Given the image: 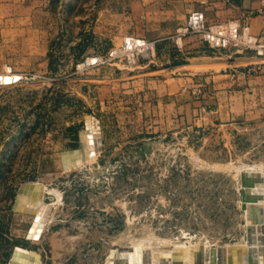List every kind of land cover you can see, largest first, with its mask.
Here are the masks:
<instances>
[{
  "label": "rangeland",
  "instance_id": "374dc122",
  "mask_svg": "<svg viewBox=\"0 0 264 264\" xmlns=\"http://www.w3.org/2000/svg\"><path fill=\"white\" fill-rule=\"evenodd\" d=\"M188 14L175 0H0V264L18 247L39 264H106L135 237L248 236L242 169L264 165V58L175 46ZM127 35L154 42L134 63L110 56ZM89 117L100 153L66 168ZM35 182L52 204L38 238L15 210Z\"/></svg>",
  "mask_w": 264,
  "mask_h": 264
},
{
  "label": "bare ground",
  "instance_id": "6f19581e",
  "mask_svg": "<svg viewBox=\"0 0 264 264\" xmlns=\"http://www.w3.org/2000/svg\"><path fill=\"white\" fill-rule=\"evenodd\" d=\"M0 80L5 82V75L0 74ZM87 123L83 146L63 156L66 168L91 162L100 153V125L91 117ZM29 184L31 188L23 195V204L30 212L24 213L33 215L34 224L30 234L38 238L51 214L52 204L46 201L51 189L43 182ZM242 186V206L248 228V236L242 241L222 244L202 239L173 241L163 237H135L129 242L111 244L105 258L106 264H264V165H248L242 169ZM18 250L27 253L18 264H39L41 254L37 251L22 247H18Z\"/></svg>",
  "mask_w": 264,
  "mask_h": 264
},
{
  "label": "built area",
  "instance_id": "2783aa9c",
  "mask_svg": "<svg viewBox=\"0 0 264 264\" xmlns=\"http://www.w3.org/2000/svg\"><path fill=\"white\" fill-rule=\"evenodd\" d=\"M259 2V5L252 9L246 17L256 14L264 19V0H259ZM187 34L199 35L204 42L213 48L233 46L243 50L251 49L255 51L256 56L264 58V39L262 36H255L251 32L250 24L247 21L242 23L210 22L204 9H194L190 12L186 24L181 28L180 35L176 38L177 43L180 44L182 36ZM153 45L154 42L144 37L127 35L124 38L123 45L120 48L113 49L110 52V56L115 58L123 55L128 58V63H134L138 56H143L149 52ZM101 58L99 57L98 59ZM86 65L83 63L82 67ZM12 72V68L6 71V73ZM21 78V75H17L12 82L19 81ZM0 84H6V82L0 80Z\"/></svg>",
  "mask_w": 264,
  "mask_h": 264
},
{
  "label": "crops",
  "instance_id": "0c3cea01",
  "mask_svg": "<svg viewBox=\"0 0 264 264\" xmlns=\"http://www.w3.org/2000/svg\"><path fill=\"white\" fill-rule=\"evenodd\" d=\"M175 3H180L187 13L200 6L201 9L206 11L210 22L242 23L243 21H247L250 24L251 32L255 36L260 37L264 35V19L256 14L246 17L252 9H255L259 5V0H175ZM180 30L167 36L175 46L178 45L176 38L180 35ZM181 43L182 49L189 53L196 52L198 47H210L197 34L183 35Z\"/></svg>",
  "mask_w": 264,
  "mask_h": 264
},
{
  "label": "water",
  "instance_id": "95a60500",
  "mask_svg": "<svg viewBox=\"0 0 264 264\" xmlns=\"http://www.w3.org/2000/svg\"><path fill=\"white\" fill-rule=\"evenodd\" d=\"M82 146H83V142H82ZM72 152L70 153H64L63 156L65 154H71ZM30 184L27 183L23 186L18 198H17V201H16V204H15V210L17 211H20V212H30V209L26 208V206L23 204V195L28 192L30 190ZM27 256V253L22 251V250H18V248L15 249L14 251V254H13V258H12V264H18L20 260L23 259V257Z\"/></svg>",
  "mask_w": 264,
  "mask_h": 264
}]
</instances>
